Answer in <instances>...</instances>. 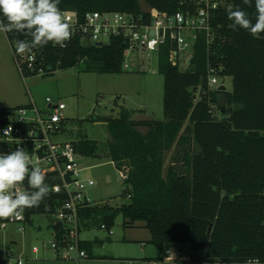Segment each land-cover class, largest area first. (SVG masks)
<instances>
[{
	"label": "trees",
	"instance_id": "trees-1",
	"mask_svg": "<svg viewBox=\"0 0 264 264\" xmlns=\"http://www.w3.org/2000/svg\"><path fill=\"white\" fill-rule=\"evenodd\" d=\"M197 0H61V10L121 11L142 13L154 7L174 13L194 9ZM211 18L215 38L211 43L200 33L194 44L190 66L181 69L169 61V46H160L157 68L163 76V118H133L132 110L121 108L118 117L106 120L109 139L106 155L117 167L128 166L122 197L127 202L99 201L79 210V232L91 225L107 227L117 213L124 226L143 221L159 251L168 243L188 244L196 262L264 264V33L253 38L246 30H232L227 6H239L250 14L242 0H223ZM12 41L25 39L18 33ZM125 43L111 36L105 45L80 38L65 47L48 45L35 49L42 75L81 62L85 70L121 72ZM221 64V74L230 76L225 90L207 85V64ZM38 74L24 70L22 76ZM11 107L0 106V112ZM139 127H145L143 132ZM82 156L97 157L98 143L88 138L74 140ZM172 162L163 169L165 153ZM46 198L39 207L25 210L28 223L44 213ZM52 204V203H51ZM53 236L65 231L49 224ZM211 226L210 231H208ZM90 255L91 240L80 239ZM204 251V256L197 252ZM259 263H250L249 259ZM6 263L7 259H1Z\"/></svg>",
	"mask_w": 264,
	"mask_h": 264
},
{
	"label": "rangeland",
	"instance_id": "rangeland-1",
	"mask_svg": "<svg viewBox=\"0 0 264 264\" xmlns=\"http://www.w3.org/2000/svg\"><path fill=\"white\" fill-rule=\"evenodd\" d=\"M10 46L6 35L2 34L0 106L15 107L32 99L38 108L43 109L46 96L59 98L65 104L62 137L73 140L88 138L98 143L97 157L81 156L78 160L83 167L82 177L95 181L86 189L87 197L92 203L106 200L127 202L128 198L121 196L125 185L118 168L106 155L109 139L106 120L118 117L121 108L132 110L133 118L137 119L163 118V76L158 71L156 56L135 51L126 57L128 67H122L121 72L116 73L88 71L81 62L72 67L58 68L51 75L22 76L16 68ZM141 57L147 68L140 63ZM223 81L225 90H230L231 77L226 76ZM139 129L146 131L145 127ZM171 154L172 150L165 153L164 170L172 162ZM123 223L124 218L117 213L110 228L111 234L96 225L82 228L80 238L91 240L92 249L89 257L73 262L54 258L53 251L47 246L52 238L50 220L45 215L35 214L25 225L24 232L18 231L14 225L0 228V259L11 255V263L21 256L24 264H174L165 260L164 252L149 242L150 232L143 221L126 226ZM33 246L39 249L36 254L32 253ZM47 255H52L53 259ZM180 264L211 263L187 259Z\"/></svg>",
	"mask_w": 264,
	"mask_h": 264
},
{
	"label": "built area",
	"instance_id": "built-area-1",
	"mask_svg": "<svg viewBox=\"0 0 264 264\" xmlns=\"http://www.w3.org/2000/svg\"><path fill=\"white\" fill-rule=\"evenodd\" d=\"M220 4L223 5L224 1L197 0L194 9L178 10L174 13L150 7L144 10L145 16L142 13L121 11L92 10L82 16L75 10L66 9L62 12L66 21L72 25L70 40L80 38L87 43L101 46L107 44L111 36L121 37L125 43L122 67H128L126 57L133 52L140 51L156 56L160 46L167 44L170 63L187 69L198 35L203 33L207 43L214 40L215 30L211 18ZM104 38H107V41H104ZM12 56L21 75L25 69L43 74L44 66L37 61L34 51L30 56H21L12 50ZM140 60L147 68L144 58L141 57ZM221 71V64H207L206 79L210 88L224 87L223 79L226 76L222 75ZM64 109L65 104L59 98L46 96L43 109L38 108L30 99L27 104L0 112V152H10L18 146L23 147L42 169L50 187V198L45 200L42 215L48 217L50 223L60 224L65 231L60 238L52 235L47 246L57 256L78 262L88 256L79 244V210L93 204L86 195V189L93 186L95 181L90 177H82L83 167L78 162L82 155L76 150L73 139L62 137L60 134L65 120ZM117 168L122 180L126 179L128 166L122 164ZM27 223L25 211L19 216L0 218L1 229L14 225L18 231L24 232ZM100 228L106 229L109 234L112 233L104 223L100 224ZM31 250L36 254L39 249L33 246ZM168 255L173 254L168 252ZM5 258L7 262L4 263L0 259V264H24L21 256L13 259V263L11 255L2 259ZM248 262L259 263V260L249 259Z\"/></svg>",
	"mask_w": 264,
	"mask_h": 264
},
{
	"label": "clouds",
	"instance_id": "clouds-1",
	"mask_svg": "<svg viewBox=\"0 0 264 264\" xmlns=\"http://www.w3.org/2000/svg\"><path fill=\"white\" fill-rule=\"evenodd\" d=\"M61 0H0V33H18L25 39L12 41L15 53L30 56L51 43L65 47L72 37V25L64 18ZM254 12L227 6L232 30H246L253 38L264 33V0H242ZM50 194L46 175L23 147L0 152V218L19 216L39 207ZM167 257L166 259H168Z\"/></svg>",
	"mask_w": 264,
	"mask_h": 264
},
{
	"label": "crops",
	"instance_id": "crops-1",
	"mask_svg": "<svg viewBox=\"0 0 264 264\" xmlns=\"http://www.w3.org/2000/svg\"><path fill=\"white\" fill-rule=\"evenodd\" d=\"M2 34L4 33H0V39L2 37ZM7 38V37H6ZM8 40V39H7ZM11 48V46H10ZM12 51V50H11ZM26 104V103H25ZM52 232V230H51ZM80 233V232H79ZM53 235V233H52ZM184 246L181 247V245L179 243H168V244H165L164 245V249H163V252H164V259L165 260H168V261H172L174 264H180L181 261H186L187 259L189 260L190 259V248H189V245L188 244H183ZM185 249V250H184ZM169 252V254L171 255V253L173 255L169 256L168 259H166L168 256H167V253ZM33 253V252H32ZM54 256V258H56V260H59V259H63L59 256H57L55 253L52 254ZM52 255H47L48 257L52 256ZM197 255L198 256H204V251H199L197 252ZM56 256V257H55ZM89 257V256H87ZM51 259H53V257H50ZM86 258V257H85ZM161 258V257H160ZM147 259H150V258H147ZM162 259V258H161ZM67 260V259H65ZM191 260V259H190Z\"/></svg>",
	"mask_w": 264,
	"mask_h": 264
},
{
	"label": "water",
	"instance_id": "water-1",
	"mask_svg": "<svg viewBox=\"0 0 264 264\" xmlns=\"http://www.w3.org/2000/svg\"><path fill=\"white\" fill-rule=\"evenodd\" d=\"M211 226H209L208 231H210Z\"/></svg>",
	"mask_w": 264,
	"mask_h": 264
}]
</instances>
